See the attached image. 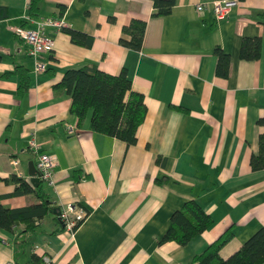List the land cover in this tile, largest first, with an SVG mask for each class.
Masks as SVG:
<instances>
[{"label":"crops","instance_id":"0c3cea01","mask_svg":"<svg viewBox=\"0 0 264 264\" xmlns=\"http://www.w3.org/2000/svg\"><path fill=\"white\" fill-rule=\"evenodd\" d=\"M27 1L0 0V177L16 174L30 183L33 141L57 159L44 191L55 205L76 206L87 216L71 234L60 230L64 225L51 211L21 249L15 245L21 225L1 232L0 264H30L32 253L48 264H192L228 227L234 235L220 249L222 258L264 227V169L253 171L249 163L264 134V0L238 1L220 20L210 8H195L211 0H175L171 12L159 16L152 15L151 0H43L38 18L61 16L63 7L64 26L92 43L74 44L46 26L54 45L41 55L46 68L40 72L14 31L33 27ZM132 19L146 21L138 51L118 41L129 38L122 27ZM244 37L261 38L258 59L240 58ZM216 47L230 56L226 77L216 74ZM87 63L110 74L126 69L132 89L143 94L147 112L135 144L93 131L90 112L79 126L70 94L54 87L66 69ZM16 67L29 79L24 93ZM70 125L78 130L68 133ZM164 177L163 184L154 181ZM14 188L0 181L1 204L37 202L33 194L12 195ZM188 200L213 224L185 246L159 243L171 214Z\"/></svg>","mask_w":264,"mask_h":264},{"label":"trees","instance_id":"16d2710c","mask_svg":"<svg viewBox=\"0 0 264 264\" xmlns=\"http://www.w3.org/2000/svg\"><path fill=\"white\" fill-rule=\"evenodd\" d=\"M43 0H28L27 11L30 19L39 17ZM155 11L153 16L167 15L171 12L175 0H151ZM243 1V0H238ZM63 7L60 9V17ZM264 23V13L259 14ZM146 21L132 19L130 23L122 27V33L129 38L121 36L119 43L124 47L138 51L143 42ZM77 45L89 47L92 37L64 26L62 29ZM261 38L244 37L241 40L239 56L245 60H256L261 55ZM217 57L216 74L226 77L229 71L230 56L220 47L214 49ZM21 75L18 87L19 93L28 89V77L26 70L16 67ZM55 88L65 89L71 96L70 112L77 117V124L82 126L86 116L90 112V128L107 136L118 138L127 145L137 141V130L144 121L147 108L142 93L132 89V83L126 69H121L117 74L106 73L95 64L87 63L80 67L68 68L64 71L61 80L54 85ZM156 163H163L164 158L158 156ZM250 167L253 171L264 169V134L258 137V150L250 157ZM82 178H87L84 175ZM0 181L14 184L12 195L33 194L37 202L23 207L10 208L0 203V233H13L16 226L22 229L15 237L16 248L30 245V237L36 233L38 219H42L47 213L56 210L59 222L60 206L54 204L51 196L43 189L44 181L40 180L36 187L32 186L24 178L11 174ZM158 184H163L167 178H156ZM7 194V195H11ZM213 224L212 217L206 213L195 200L185 201L182 206L170 216V225L159 238V243L175 241L185 246L194 237L209 228ZM60 228V230L64 229ZM234 227H228L213 242L208 244L201 253L192 258V264H262L264 263V227L256 229L242 245L227 258L219 255L220 249L233 237ZM30 264H48L42 256L34 253L29 259Z\"/></svg>","mask_w":264,"mask_h":264},{"label":"built area","instance_id":"2783aa9c","mask_svg":"<svg viewBox=\"0 0 264 264\" xmlns=\"http://www.w3.org/2000/svg\"><path fill=\"white\" fill-rule=\"evenodd\" d=\"M238 0H211L209 2L197 3L195 8L199 11L204 8H210L214 17L217 20L223 19L227 16L232 7L237 4ZM33 27L17 26L14 31L15 35L21 40L25 41L29 47V54L35 58L34 72H40L45 70V64L40 59L41 55L50 52L53 49L54 38L45 32V27H55L61 30L64 27V21L62 17H44L35 18L33 21ZM78 129L74 126H67V132L73 133ZM31 147L37 154L36 169L38 171L39 180L53 183L52 174L53 168L57 163V159L54 155L41 152L38 150V144L31 141ZM12 165H17L16 160H12ZM61 207V206H60ZM60 219L64 222L65 229L71 234H74L75 229L86 218L87 213L82 209H77L76 206L67 205L61 207L59 210Z\"/></svg>","mask_w":264,"mask_h":264},{"label":"water","instance_id":"95a60500","mask_svg":"<svg viewBox=\"0 0 264 264\" xmlns=\"http://www.w3.org/2000/svg\"><path fill=\"white\" fill-rule=\"evenodd\" d=\"M28 173L30 175V183L36 187L39 183V176H38V171L34 165L33 162H29V169ZM53 212L57 213L56 210H53Z\"/></svg>","mask_w":264,"mask_h":264}]
</instances>
